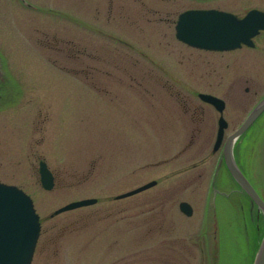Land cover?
Segmentation results:
<instances>
[{"label":"rangeland","instance_id":"obj_1","mask_svg":"<svg viewBox=\"0 0 264 264\" xmlns=\"http://www.w3.org/2000/svg\"><path fill=\"white\" fill-rule=\"evenodd\" d=\"M30 1L0 0V182L29 195L40 216L32 264H219L216 192L232 202L221 216L222 262L247 264L233 207L249 215L251 197L217 170L220 114L199 95L226 102L225 142L264 98V32L254 48L210 52L181 43L175 27L187 10L243 17L264 11V0ZM261 121L241 140L240 169L264 200ZM84 199L98 202L55 215Z\"/></svg>","mask_w":264,"mask_h":264},{"label":"water","instance_id":"obj_2","mask_svg":"<svg viewBox=\"0 0 264 264\" xmlns=\"http://www.w3.org/2000/svg\"><path fill=\"white\" fill-rule=\"evenodd\" d=\"M264 31V12L252 10L245 17L219 10H192L180 15L176 26L179 41L197 49L211 52H226L243 46L254 47L253 39ZM199 97L215 107L220 113L219 129L214 152L224 141L228 123L224 119L226 107L222 99L212 95L200 94ZM264 113V98L252 110L241 127L226 140L220 165H226L230 175L264 212V201L252 187L240 169L235 157V144ZM42 182L46 189L53 186V178L46 164H41ZM157 182L146 184L117 199L134 196L155 186ZM96 200H83L71 203L56 211L55 215L77 208L95 204ZM181 211L193 215V208L186 202L181 203ZM40 236L39 216L33 201L15 186L0 183V264H32L35 248ZM258 264H264V240Z\"/></svg>","mask_w":264,"mask_h":264},{"label":"bare ground","instance_id":"obj_3","mask_svg":"<svg viewBox=\"0 0 264 264\" xmlns=\"http://www.w3.org/2000/svg\"><path fill=\"white\" fill-rule=\"evenodd\" d=\"M239 167H240V165H239ZM234 182H235V184H237L236 181H234ZM227 185H229V183H227ZM242 193L244 195V199L247 201V199L249 198L248 194L243 190H242ZM239 201H240V198H237V202H239ZM250 201L252 202V206L249 207V215H247L245 213V211L241 210L240 205H238V204L236 205V209H234V210L235 211L237 210L238 215L241 216V222L239 224L236 223L235 226H237L236 229L240 234L241 240L243 241V247L246 248L245 252L248 253V255H246V258L248 259L247 264H258V262H259L258 257L260 256V253H261L260 250H261V246L263 244L264 234L259 239L257 250H253L252 245H254L253 242L255 241V237L252 236V238H251L248 235V233L246 234V231H245L246 227H244V224L247 223L249 217L253 221L254 218L257 216L256 221L253 223L256 224L258 229H261L260 224H261V220L264 219V218H262V216L264 217V212L256 203H253L252 199H250ZM222 249H223V247H222ZM220 264H223L222 259H221Z\"/></svg>","mask_w":264,"mask_h":264},{"label":"trees","instance_id":"obj_4","mask_svg":"<svg viewBox=\"0 0 264 264\" xmlns=\"http://www.w3.org/2000/svg\"><path fill=\"white\" fill-rule=\"evenodd\" d=\"M263 122L260 120V122H259V124L256 126V129L254 130V131H257L258 129H259V125L260 124H262ZM251 133H254V132H251ZM250 133V134H251ZM260 134V133H259ZM247 135H245L243 138H245ZM258 132H257V136L255 137V138H249L248 137V142H251V141H253L254 139H256V138H258ZM247 142V143H248ZM243 143V142H242ZM238 144L237 145V148H236V156H237V159H238V162H239V164H240V166L242 167V155H241V149L243 148V144ZM225 200L226 199H224L223 197H219L218 198V203L219 204H221V213H220V210H217L216 211V218L218 219V221H219V228H220V230L219 231H221V234H220V236H218L219 237V256H220V261H219V264H220V262H221V249H222V226H221V223H222V220H221V216H222V212H223V209H224V206H225V204L224 203H226L225 202ZM228 201V200H227ZM230 202V201H229ZM227 204V203H226ZM235 205H237V204H235ZM236 213H237V210H236ZM238 214V213H237ZM256 218H257V216L254 218V220L252 221L251 220V218L249 217L248 218V221H247V223L246 224H244V227H246V230L248 229L249 231L251 230V233L252 234H250L249 232H248V234H249V236L252 238V236L253 237H255V241L253 242V244L254 245H252V247H253V250H257V248H258V243H259V239L261 238V236L264 234V219H262L261 220V229H258V227L256 226V224L255 223H253V222H255L256 221ZM262 218H264L263 216H262ZM247 230V231H248ZM209 243L207 242V245H206V249L209 251L210 250V245H208ZM203 250H204V248H203Z\"/></svg>","mask_w":264,"mask_h":264},{"label":"flooded vegetation","instance_id":"obj_5","mask_svg":"<svg viewBox=\"0 0 264 264\" xmlns=\"http://www.w3.org/2000/svg\"><path fill=\"white\" fill-rule=\"evenodd\" d=\"M21 5H28V6H30L31 8H34L35 7V5L30 1V0H17ZM58 67H60L59 65H57ZM83 66V65H82ZM62 68V69H61ZM61 68H59V70H64V69H66V68H69V69H67V70H70V67L68 66V65H66V63L61 67ZM89 66H84V68L81 70V71H84V72H86V71H88L89 70ZM91 68H93L92 66H91ZM116 68H118V66H116ZM96 69H100V67H96ZM77 70V69H76ZM4 87L5 86H3V84H1V82H0V89L2 88V90L0 91V97H2V99H4V97H5V95L6 94H3V92L5 91V90H3L4 89ZM5 93V92H4Z\"/></svg>","mask_w":264,"mask_h":264}]
</instances>
